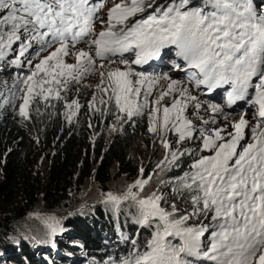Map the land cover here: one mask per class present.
<instances>
[{
  "label": "snow or ice",
  "instance_id": "6c2138e0",
  "mask_svg": "<svg viewBox=\"0 0 264 264\" xmlns=\"http://www.w3.org/2000/svg\"><path fill=\"white\" fill-rule=\"evenodd\" d=\"M105 7L106 0H0V60L13 52L12 64L24 58L29 67L18 78L19 116L29 119L33 101L62 100L71 82L98 72L99 105L114 102L117 121L147 110V130L165 150L156 169L191 160L182 175L160 181L183 209L163 207L170 198L163 191L141 195L151 175L119 196L106 194L117 209L129 202L134 222L152 230L143 249L133 240L119 264H264V0H111ZM169 53L186 81L133 68ZM217 90L229 108L243 102L248 109L222 127L215 125L228 119L224 108L200 96ZM65 107L71 122L81 105ZM88 108L101 111L95 94Z\"/></svg>",
  "mask_w": 264,
  "mask_h": 264
},
{
  "label": "trees",
  "instance_id": "16d2710c",
  "mask_svg": "<svg viewBox=\"0 0 264 264\" xmlns=\"http://www.w3.org/2000/svg\"><path fill=\"white\" fill-rule=\"evenodd\" d=\"M11 77V73L0 77L4 82L0 84V99L4 97L0 102V264H118L124 258L120 249L124 244L135 240L142 250L150 239L148 228L135 229L126 221L116 231L113 219L101 206H72L65 181L80 169L79 180L93 175L103 184L110 178L113 165L129 168L127 155L132 144L136 140L149 142L143 128L138 123L122 125L109 144H102L103 158L99 163L95 159V164L90 158L80 163L78 158L88 139L75 130L66 134L63 128L44 178L33 164L28 165L30 138L36 135L51 146L49 137L57 134L58 121L39 117L33 110L29 119L19 116L21 100L16 85H9ZM37 201L41 203L40 218L51 220L57 228L55 234L50 227L40 231L19 229L17 222H25Z\"/></svg>",
  "mask_w": 264,
  "mask_h": 264
},
{
  "label": "rangeland",
  "instance_id": "374dc122",
  "mask_svg": "<svg viewBox=\"0 0 264 264\" xmlns=\"http://www.w3.org/2000/svg\"><path fill=\"white\" fill-rule=\"evenodd\" d=\"M111 5V0H106V7L103 11H106L107 7ZM83 45H81L82 47ZM15 53L9 52L3 60H0V77L6 78L9 73L12 74L9 85H16V89L20 87L18 84V78H22L29 71V67L24 61V58H21L23 63L21 64H12L11 60L14 58ZM31 58V57H29ZM175 59L171 53L163 56L161 59L150 61L146 65H133V68L137 72H144L150 75H160L163 73H168L173 79L186 81V74L183 71L175 70L172 65V60ZM69 63H75L74 58H69L67 60ZM100 63V61H98ZM119 66L123 68V65H112V67ZM100 77L98 72L94 71L83 77L78 83L71 82L68 85L67 91L62 92L61 95L64 97L62 100H52L47 106L43 101H33L29 107L30 110L35 112V115L39 117L47 116L46 118L51 120L57 119V134L54 136H50L52 145H48V141L44 139L43 141L37 139V136H31L32 145L29 153V167L32 165L34 169H38L40 173L45 178L47 176L48 168L51 163V156L56 152V141L58 140V135L62 132L63 128L66 131V134H69L71 130H75L77 134H82L85 138L88 139L87 145L83 147L79 155V161L84 162L87 158L93 162L95 159L99 163L103 158L102 155V144H109L111 142L112 135L121 129L122 125L130 123H138L139 127L143 128V133L148 137V143L146 141L136 140L132 146L130 151L128 152L127 159L130 162L129 168L123 166L118 168V164L113 165L109 177L106 183L101 184L97 178H94L92 175L90 179L79 180L80 169H77L70 180L65 181L67 183V195L70 198V202L72 206L74 204L80 208H93V206H101L103 210L108 213V216L111 217L114 221L115 226L117 227L116 231H119V227L121 225H125L126 221H129L134 226L135 229L139 228L140 225L134 222V216L136 209L134 207H130L129 202H123L119 205L117 209L112 203H105L106 194L112 193L114 195H121L124 193L129 185L134 184V182L140 179H147L149 175L152 176V179L149 181L147 185H145L144 191L141 195H148L153 191H163V193L167 196H170L162 204L163 207L170 210V205L176 203L178 207L183 209L185 207V202L179 200L174 193H170V189L167 185H161L160 181L165 180L168 181L170 178L182 175V170H187V165L191 163V160L187 157L183 158V160L187 161V163L182 162V169H172L171 171H160L156 169V165L164 158L165 150L154 133L148 132V116L147 110H145V114L141 116H136L131 121L121 122L116 119V108L114 102L110 103L107 106L99 105V99L101 97V93L97 90L96 85L99 83ZM4 84L1 82L0 84ZM166 81H162L161 85H158L154 90L153 96L149 99L155 98V95L158 94L161 86H166ZM2 86L0 85V88ZM213 92L211 94L200 93L202 101L205 103L211 101L212 103L220 104L224 108V112L228 114V119L225 120L223 116L218 117V123L215 127H222L229 121L238 120L241 112L247 111V106L241 108V105H235L229 108L226 104V96L223 92L222 96H216L217 93ZM18 97L20 99V93L17 92ZM97 97V104L101 108L100 112H91L89 111L88 104L89 101L92 100L93 95ZM216 94V95H215ZM107 99V97H105ZM4 100V97H1L0 102ZM21 100V99H20ZM72 100H76L81 105L76 116L73 117L72 121L69 122L65 113L68 112V109L65 107V102H71ZM171 101V97H166L163 103H169ZM22 103V100H21ZM107 107L109 111L105 112L104 108ZM39 109V112H37ZM255 109L253 108L248 112V116L246 118L251 119ZM203 114V110H201ZM195 119V117H192ZM207 119L208 116L205 115ZM126 119V118H124ZM91 125V126H90ZM115 128V130H113ZM229 131L231 128L229 127ZM170 140H174L175 136L172 134H168L166 137ZM195 142H188L184 145L185 148H194ZM101 151V152H100ZM95 164V162H94ZM132 164L134 166V171L131 170ZM94 165V169H95ZM141 168L144 169L143 174H141ZM133 191H138V189H133ZM25 203V202H24ZM73 209H70L68 212L71 214ZM31 213L27 214V219H24L25 222L19 221L17 224L19 225V229L25 231V229L29 230H42L43 227L48 228L51 220L47 218H40L42 214L41 203L37 201L35 205L31 209ZM149 229V228H148ZM149 236L151 237V229ZM124 231V230H123ZM120 237V236H119ZM205 243L207 241H204ZM133 243L124 244L120 249L124 252V257L128 256L132 251ZM120 262V261H119ZM118 262V264H119ZM207 264V262H205Z\"/></svg>",
  "mask_w": 264,
  "mask_h": 264
},
{
  "label": "bare ground",
  "instance_id": "6f19581e",
  "mask_svg": "<svg viewBox=\"0 0 264 264\" xmlns=\"http://www.w3.org/2000/svg\"><path fill=\"white\" fill-rule=\"evenodd\" d=\"M10 74V73H9ZM222 94H223V90H220L218 93H217V95L216 96H219V97H221L222 96ZM243 102H237V104H235V105H241ZM235 105H233V106H235Z\"/></svg>",
  "mask_w": 264,
  "mask_h": 264
}]
</instances>
